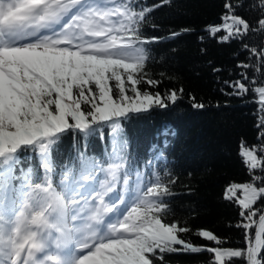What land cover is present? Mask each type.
<instances>
[{"label":"snow or ice","instance_id":"snow-or-ice-1","mask_svg":"<svg viewBox=\"0 0 264 264\" xmlns=\"http://www.w3.org/2000/svg\"><path fill=\"white\" fill-rule=\"evenodd\" d=\"M170 4L0 0V264H167L165 254L202 252L211 254L205 264H264V145L242 148L250 181L225 191L239 208L240 219L230 226L242 230L245 243L236 248L210 230L197 235L213 245H196L181 235L188 227L165 216L168 172L156 171L155 164L167 162V139L153 145L148 172L128 155L122 122L180 98L176 90L141 88L160 83L145 79L150 46L190 31L145 34L146 26L159 30L152 13ZM224 7L222 24L208 31L224 33L219 42L238 41L234 55L246 58L238 60V78L223 81L232 91H221L258 97L257 127L264 137V0L247 6L227 0ZM190 100L193 108L205 107ZM105 127L113 147L107 167L80 153V167L65 166L55 181L52 152L61 138L72 133L86 140ZM169 129L165 137L175 135ZM28 152L39 158L42 176L23 166Z\"/></svg>","mask_w":264,"mask_h":264},{"label":"trees","instance_id":"trees-1","mask_svg":"<svg viewBox=\"0 0 264 264\" xmlns=\"http://www.w3.org/2000/svg\"><path fill=\"white\" fill-rule=\"evenodd\" d=\"M160 2L146 0L149 5ZM226 2L171 0L170 5L152 13L159 30L146 26L144 31L148 36H165L170 31L183 29L190 31L150 46L151 58L146 65L145 79L151 77L160 83L156 87L142 84L141 88L161 94L176 90L180 98L175 105L154 108L148 114L123 121L121 135L128 140L129 157L143 172L150 171L145 164L155 155L153 145L162 147L167 139V162L155 164L156 171L163 174L162 169L166 168L168 172L163 179L171 193L164 197L168 204L165 216L188 227L191 231L181 235L196 245H213L197 235L201 230H210L227 240L226 247L236 248L245 243L242 230L230 226L239 221V208L234 201L225 199V191L232 183L250 181V171L241 150L243 147L258 149L264 145V137L260 136L262 129L257 127L258 97L251 93L244 96L224 94L232 89L223 81L237 79V73L241 71L236 67L238 60L246 58L242 52L238 58L234 55L241 48L238 41L222 43L218 37L224 33L213 36L208 31L222 24ZM249 2L245 0V6ZM241 14L253 19L247 11L241 10ZM213 68L221 71L213 72ZM190 96L203 102L205 107L193 108ZM166 129L174 130L175 135L165 137ZM112 151L111 130L107 127L102 134L97 133L86 140L67 133L52 152L57 172L54 180L59 181L58 173L65 166L80 167V153L94 157L107 167ZM23 155V166L31 167L34 173L42 176L39 158L31 152ZM172 179L175 183L169 182ZM210 258L211 254L207 252L165 254L167 264H205Z\"/></svg>","mask_w":264,"mask_h":264}]
</instances>
